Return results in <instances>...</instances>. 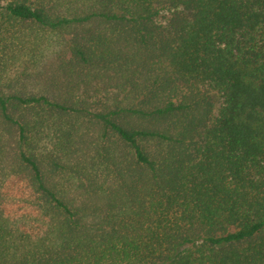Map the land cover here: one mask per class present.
Segmentation results:
<instances>
[{"label":"trees","instance_id":"obj_1","mask_svg":"<svg viewBox=\"0 0 264 264\" xmlns=\"http://www.w3.org/2000/svg\"><path fill=\"white\" fill-rule=\"evenodd\" d=\"M0 264H264V0H0Z\"/></svg>","mask_w":264,"mask_h":264}]
</instances>
